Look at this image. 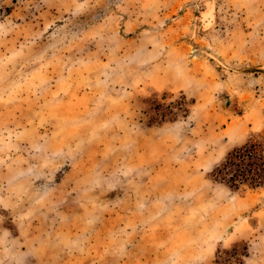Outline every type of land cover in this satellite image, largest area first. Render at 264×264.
I'll list each match as a JSON object with an SVG mask.
<instances>
[{"label":"rangeland","instance_id":"1","mask_svg":"<svg viewBox=\"0 0 264 264\" xmlns=\"http://www.w3.org/2000/svg\"><path fill=\"white\" fill-rule=\"evenodd\" d=\"M0 264H264V0H0Z\"/></svg>","mask_w":264,"mask_h":264},{"label":"trees","instance_id":"2","mask_svg":"<svg viewBox=\"0 0 264 264\" xmlns=\"http://www.w3.org/2000/svg\"><path fill=\"white\" fill-rule=\"evenodd\" d=\"M252 146L249 147L248 152L246 153H236L233 158L238 160V162H234L236 160H231L228 156L223 164L215 168L216 177L221 180H227L226 184L231 186H236L239 183L243 182L245 179H251L252 181L259 179V176H254L249 174V170L244 166L247 163H244L245 157L248 159L255 158L254 147L250 150ZM256 160V159H255ZM249 161V160H248ZM229 165H233L236 168L233 171L229 170ZM251 167V164H250ZM246 169V170H245ZM257 181V180H256Z\"/></svg>","mask_w":264,"mask_h":264}]
</instances>
